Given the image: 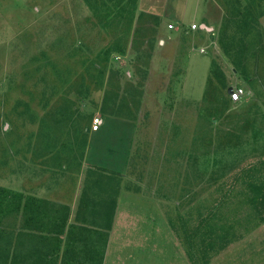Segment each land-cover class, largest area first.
<instances>
[{
	"label": "rangeland",
	"instance_id": "rangeland-1",
	"mask_svg": "<svg viewBox=\"0 0 264 264\" xmlns=\"http://www.w3.org/2000/svg\"><path fill=\"white\" fill-rule=\"evenodd\" d=\"M186 2L172 15L168 8L169 19L160 24L155 6L143 0H0V188L28 194L58 186L68 196L83 160L115 173L106 264H193L184 236L219 198L221 176L264 158L258 38L248 37L245 77L216 43L226 1H211L214 31L207 34L191 28L206 5ZM258 22L264 32V15ZM226 31L235 34L232 27ZM118 41L124 54L104 60ZM212 62L226 88L212 76ZM229 86L244 96L231 102ZM215 113L220 116L211 122ZM94 118L101 123L91 131ZM46 131L56 145L40 156ZM225 134L232 140L222 141ZM75 135L86 146L81 160L73 150L68 163L60 152ZM230 201L222 210L226 218L235 210ZM207 264H264V223Z\"/></svg>",
	"mask_w": 264,
	"mask_h": 264
},
{
	"label": "trees",
	"instance_id": "trees-1",
	"mask_svg": "<svg viewBox=\"0 0 264 264\" xmlns=\"http://www.w3.org/2000/svg\"><path fill=\"white\" fill-rule=\"evenodd\" d=\"M225 1L229 5V8L228 10L226 9V15L220 22L216 35V43L222 54L233 65L234 70L236 72L240 71L241 74L244 73V76L247 77L244 71V59L252 46L248 37L255 35L258 38L256 44L259 48L254 53H262L264 51V32L260 29L258 22V19L264 15V8L260 9V3L263 0H245V3L242 5L240 4L241 0ZM229 27L234 28L235 34L229 35L227 33L226 30ZM196 30L206 32L201 28H197ZM110 53H116L117 55L124 54V48L119 41L114 43L111 48L105 50L104 60L108 58ZM101 62L96 63L94 67L100 65ZM210 71L219 87L226 88L223 72L215 62H212ZM97 72L99 75H102L101 68ZM103 112L102 114L108 115L105 110ZM219 116L220 113L213 114L211 122ZM29 118L32 120L31 116ZM46 126L44 125V127ZM46 129L48 130V127ZM40 136L41 141L39 145L41 148L39 152H42L40 156L50 154L56 145L54 134L46 131L42 132ZM75 137L77 136L75 135ZM75 137L73 140L68 139L63 141V149L60 155L65 161L69 160V154L73 150L74 157L79 158V160L83 158L86 140L82 138L76 141L78 137ZM217 139L220 140L219 138ZM221 140L229 142L232 140V137L229 134H225L221 137ZM74 146L76 149L73 148ZM60 155L55 154L57 160H59L58 157H61ZM195 158L196 155L193 154L191 159ZM217 161L219 162V160ZM223 174H225V171ZM231 175L230 177L221 176V180L216 184L215 189L217 194H219V198L212 206L207 208L205 214L199 213V216L192 220L191 229L186 230V238L184 236V239L188 244L187 253L193 264H197L198 261H201L200 263L202 264H207L230 245L240 241L252 229L264 223V158H260L257 163L248 162V164L240 167ZM87 177L89 181L88 185L84 186V192L86 189L90 191L88 202L90 207L93 206L94 208V232L95 234L99 232L102 235L104 233L102 232L103 227L107 230L113 222L116 195L118 193V189L115 190L113 187L118 186L117 182L119 178H117L115 173L108 174L107 170L102 169L88 170ZM101 192L103 195L97 196ZM106 192L110 194L108 198L104 196ZM23 196L21 191L0 188V219L5 218L7 212L17 214L21 208L34 204L30 198H27L24 202ZM83 196L85 197V195ZM229 199L234 201L235 210L231 216L226 218L222 210ZM195 239L197 242H195ZM106 240L107 233L105 232L103 244H101L100 248L96 247L94 249V264H102Z\"/></svg>",
	"mask_w": 264,
	"mask_h": 264
},
{
	"label": "crops",
	"instance_id": "crops-1",
	"mask_svg": "<svg viewBox=\"0 0 264 264\" xmlns=\"http://www.w3.org/2000/svg\"><path fill=\"white\" fill-rule=\"evenodd\" d=\"M143 1L155 6L150 8L161 15L160 24L169 19L167 16L170 12L172 15V11L176 12L188 3L186 0H180V5L171 0H164L160 4H157L160 0ZM192 1H196V8L201 7L202 1L207 8L200 15L197 12L194 14L199 20L193 21V24H204L208 28L205 33H211L214 31L209 13L213 8L212 0H191L190 3ZM168 8L171 9L170 12ZM80 169L82 176L78 175L76 188L68 196H63L61 190L56 188L58 186L54 190L51 188L53 186H45L39 193L36 191L26 194L24 190H20L24 195V202L30 198L34 204L23 206L25 209L21 208L17 214L7 212L5 218L0 219V264H94V249L103 244L105 232L107 240L102 264H106L112 224L107 230L103 227L102 235L99 232L95 234L94 208L88 202L90 191L86 189L84 192L83 188L84 174L94 168L86 165L83 160ZM86 181L85 184L88 185L89 180Z\"/></svg>",
	"mask_w": 264,
	"mask_h": 264
},
{
	"label": "built area",
	"instance_id": "built-area-1",
	"mask_svg": "<svg viewBox=\"0 0 264 264\" xmlns=\"http://www.w3.org/2000/svg\"><path fill=\"white\" fill-rule=\"evenodd\" d=\"M171 27V26H169ZM192 29L200 28L199 25H192ZM200 52H204L205 48H200ZM244 96V90L242 88H232L231 93L228 94V98L231 102H237ZM101 120L98 118H94L91 122L90 130L96 131L98 126L100 125Z\"/></svg>",
	"mask_w": 264,
	"mask_h": 264
},
{
	"label": "water",
	"instance_id": "water-1",
	"mask_svg": "<svg viewBox=\"0 0 264 264\" xmlns=\"http://www.w3.org/2000/svg\"><path fill=\"white\" fill-rule=\"evenodd\" d=\"M200 28H201V29H204V30H208V28H207L204 24H202V25L200 26ZM231 90H232V87L229 86V87L227 88V90H226V93H227V94H230V93H231Z\"/></svg>",
	"mask_w": 264,
	"mask_h": 264
}]
</instances>
